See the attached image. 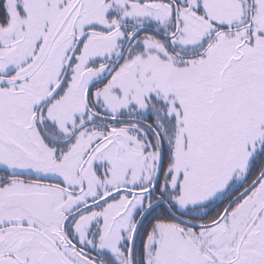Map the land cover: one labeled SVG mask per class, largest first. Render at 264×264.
<instances>
[{
    "label": "snow or ice",
    "instance_id": "1",
    "mask_svg": "<svg viewBox=\"0 0 264 264\" xmlns=\"http://www.w3.org/2000/svg\"><path fill=\"white\" fill-rule=\"evenodd\" d=\"M0 264H264V0H0Z\"/></svg>",
    "mask_w": 264,
    "mask_h": 264
}]
</instances>
